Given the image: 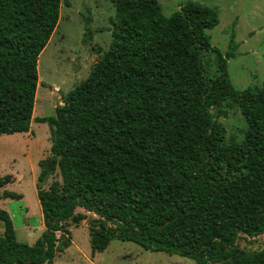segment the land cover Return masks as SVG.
I'll use <instances>...</instances> for the list:
<instances>
[{
    "label": "trees",
    "instance_id": "16d2710c",
    "mask_svg": "<svg viewBox=\"0 0 264 264\" xmlns=\"http://www.w3.org/2000/svg\"><path fill=\"white\" fill-rule=\"evenodd\" d=\"M61 1L0 0V137L30 130L38 57ZM112 3L108 50L54 116L37 119L50 127L36 182L44 230L20 243L0 209V264H52L86 219L78 209L97 216L93 254L118 240L196 264H264V247L239 246L264 234V82L231 85L236 45L231 36L225 54L212 46L215 8L187 2L166 17L158 0ZM234 105L246 129L226 142L219 119ZM9 183L0 177V189Z\"/></svg>",
    "mask_w": 264,
    "mask_h": 264
},
{
    "label": "rangeland",
    "instance_id": "374dc122",
    "mask_svg": "<svg viewBox=\"0 0 264 264\" xmlns=\"http://www.w3.org/2000/svg\"><path fill=\"white\" fill-rule=\"evenodd\" d=\"M64 1L68 2L65 6ZM164 16L169 17L187 2L215 8L219 24L208 31L213 47L222 54L228 51L230 38L236 56L228 60L229 81L234 89L260 88L264 82V0H158ZM115 15L112 0H62L57 27L38 57V87L32 122L28 133L0 137V177L11 176V183L0 189L22 196L21 200L0 199L13 222L16 240L32 246L44 226L36 195L38 162L50 148V127L37 119L55 115V108L82 80L101 55L108 50L111 37L110 19ZM211 57V55H209ZM208 58V56H206ZM219 121L230 138L243 140L246 123L234 105L226 118ZM86 215L79 226L71 225L70 245L58 253L52 264H196L193 260L163 252L146 251L132 242L112 240L102 252L92 253L90 221ZM3 227L0 221V236ZM62 239L61 233L57 234ZM239 246L247 253L264 247V234L251 240L241 239Z\"/></svg>",
    "mask_w": 264,
    "mask_h": 264
},
{
    "label": "crops",
    "instance_id": "0c3cea01",
    "mask_svg": "<svg viewBox=\"0 0 264 264\" xmlns=\"http://www.w3.org/2000/svg\"><path fill=\"white\" fill-rule=\"evenodd\" d=\"M32 117H33V115H32Z\"/></svg>",
    "mask_w": 264,
    "mask_h": 264
}]
</instances>
